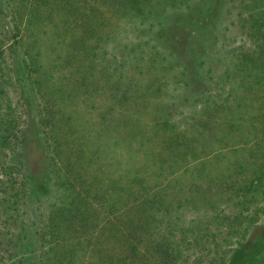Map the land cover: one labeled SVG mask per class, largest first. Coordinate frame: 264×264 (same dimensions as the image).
<instances>
[{"label": "trees", "instance_id": "16d2710c", "mask_svg": "<svg viewBox=\"0 0 264 264\" xmlns=\"http://www.w3.org/2000/svg\"><path fill=\"white\" fill-rule=\"evenodd\" d=\"M144 1L149 2L9 0L10 5L16 6L14 15L11 16L12 23L7 25L8 34L13 35L10 51L14 59L16 55H22L20 58L23 60L25 81L30 84L31 92L36 93L37 102L32 111L37 113L46 146L53 154L52 174L60 193L58 204L53 206L47 222H40L37 227L33 224L37 232L29 240L27 225L18 215L22 200L31 191L30 181L23 174L22 155L15 159L24 139L23 132H20V137L18 134L21 117L18 116L20 112L17 105L6 103L4 96L7 93L0 90V220L6 217L1 229L7 235L3 241L0 240V247L4 244L10 259H19L17 264H25L26 261H33L35 264H182L185 263L184 258L188 260L193 257L191 250L194 248L204 249L206 252L208 246H211L214 248L213 252L219 255L220 249L226 246L224 243H230L227 241L229 235H238L236 231L229 229L225 233L228 231L224 229L226 226L216 221L217 204L220 205L222 198L209 200L201 206L194 202L196 195L203 191L198 185L205 181L201 178L205 162H201L203 158L192 148L196 136L187 137L185 132L189 130L174 133L168 138L158 134L151 136V144L158 149L157 157H153L156 160L154 165L158 166L162 162L165 152L184 149L183 173L185 177L189 174L191 176L186 181L173 161L164 171L163 167L160 174L155 170H148L140 175L138 172L126 184L121 178H105L93 171V167H98L99 163L95 153L88 148V142L82 140L85 137L79 107L83 102H88L95 92H109L114 86L108 68L105 65L101 69L97 67L96 53L98 50L102 51L100 45L108 42L116 25L119 26L122 20L133 18L136 11H143ZM137 4L141 7L136 9ZM246 8L251 9L246 24L252 32L253 42L248 53L242 52L240 62L237 60L244 78L237 85L233 80L236 88L231 90V98L224 101L226 104L213 105L214 110L211 113L205 112V118L201 117L197 121L199 126L196 130H202L203 138L208 134L210 121L213 127L218 113L222 111L228 112L231 118L226 126L222 125L221 136L229 135L224 131L226 128H238L239 124H234L233 121H237V114L242 113L241 110L246 105L245 97L240 96L241 91L238 93L239 86L241 90L251 92L254 86L247 84L251 81V84L264 92V6L259 2L248 4ZM42 27L49 30L43 31V36L52 38L57 48L64 53L56 66L48 71L46 64L42 62L40 48L34 54L40 46L38 35L42 33ZM257 28L259 32L255 36ZM5 45L7 44L0 41V71L7 68L4 66L8 60ZM238 66L236 71L239 70ZM81 72L84 74L79 75ZM55 74L60 76L56 79ZM138 94H142L139 96L142 99L153 95L151 91L144 95L139 90ZM255 99L257 97L253 98ZM204 103L207 104L208 101ZM114 129L118 131L119 126ZM144 133L148 136L151 131ZM256 136L261 138L258 141L255 138L256 146L250 156L236 166V171H239L236 172V177L227 179L225 185L222 183L221 190L219 186H214L216 196L219 198L224 194L226 203L234 210L238 209L240 217L244 210L254 207L260 202L259 197L264 196V129ZM248 139L245 137V142ZM226 140L217 137L215 141L219 143L215 142L217 145L214 146L220 148ZM86 145L88 150L85 149ZM205 147L203 145L201 149L204 150ZM227 147L237 150L230 145ZM187 181L189 193L184 195ZM212 187L208 183L206 190L210 191ZM203 207L208 214L217 210L215 220L211 218L206 224L202 222L199 225L194 221L187 224L183 220V210L186 209V213L190 209ZM254 216L250 218V224H254ZM14 226L20 231L13 241L10 238ZM32 244H38L37 251L32 250ZM8 245L13 246L14 253L8 250ZM32 255H35L33 259L29 257ZM220 255L222 257V253ZM200 261L198 257L194 260L195 264ZM225 261L216 257L211 264H225Z\"/></svg>", "mask_w": 264, "mask_h": 264}, {"label": "rangeland", "instance_id": "374dc122", "mask_svg": "<svg viewBox=\"0 0 264 264\" xmlns=\"http://www.w3.org/2000/svg\"><path fill=\"white\" fill-rule=\"evenodd\" d=\"M259 2L264 6V0L144 1L143 11H136L130 20H122L119 26L113 28L114 32L108 42L100 45L102 51L97 48L95 63L100 69L102 65L108 68L114 86L109 92H95L88 102H83L79 107L80 123L85 137L82 140L88 142V148L95 153L99 163L98 167H93V171L101 174V177L121 178L125 184L138 172L140 175L145 171L155 170L160 174L172 161L179 169V174L183 173L184 149H171L162 157L164 164H153L156 161L153 157L155 155L156 158L158 152L151 144L153 134L168 138L174 133L189 130L185 132L187 137L196 136L192 148L203 158L201 162H205L204 173L201 174L205 181L198 185L203 191L196 195L194 202L201 206L213 199L222 198V201L220 205L217 204L218 212L215 210L209 214L205 207L190 209L186 213L185 209L182 211L183 220L187 224L193 221L197 225L202 222L206 224L211 218L215 220L217 212L216 221L225 225L224 229L234 230L238 235H229L227 241L230 243H224L226 246L220 249L222 257L219 252V255L213 252L214 248L211 246H208L206 252L204 249L194 248L191 250L193 257L188 260L184 258L185 263L182 264H195L196 257L201 260L198 264H211L216 257L225 259V264H264V196H260V202L244 210L243 216L240 217L239 210H234L226 203L224 194L218 198L214 191V186H219L221 190L222 183L225 185L227 179L236 177V172H239L236 171V166L250 156L256 141L261 138L256 135L264 129V92L251 84V81L247 82L249 86H254L251 92L241 90L239 86L238 93L241 91L240 96L245 97L246 105L241 106L242 113L237 114V121H233L234 124H239L238 128H223L229 133L228 137L221 136L222 125L226 126V122L231 118L226 111L219 112L215 122L214 117L213 127L210 121L208 134L204 138L202 130H196L199 126L197 121L205 118V112L211 113L214 110L213 105L226 104L224 101L231 98L233 80L235 79L237 85L244 78L237 60L240 62L241 53H248L253 42L252 32L246 24L251 9L246 8V5ZM9 3V0H1L0 3V41L7 44L5 56L8 59L4 65L8 69L0 71V90L3 89L7 93L4 96L6 103L17 105L16 108L18 107L20 112L18 134L20 137V132H23L24 139L15 159L22 155L23 174L30 181L31 191L26 199L22 200L18 215L27 225V235L31 240L32 235L37 232L33 224L37 227L40 222H47L53 212V206L58 204L60 193L52 174L53 154L46 146L37 113L32 111L37 102L36 93L31 92L30 84L25 81L22 55L21 58L16 55L14 59L10 51L13 35L8 34L7 25L12 23L11 16L14 15L16 6ZM139 6L141 7L139 4L135 5L136 9ZM45 30L46 28L42 27V33L38 35L40 46L34 54L40 48L42 62L46 64L48 71L56 66L64 53L57 48L52 38L43 36ZM258 32L257 28L255 36ZM83 72L79 75L84 74ZM55 75L56 79L60 76ZM148 88L151 90L148 91ZM138 90L144 92V95L151 91L153 95L144 96L142 99L139 98L142 94H138ZM220 95L222 97H219ZM256 97L257 100H253ZM206 100L207 104L204 103ZM123 121L125 122L122 123ZM115 126H119L118 131L114 129ZM145 131L151 133L146 136ZM244 136L249 138L247 142ZM217 137L227 139L220 148L216 146L219 143L215 141ZM256 137L258 139L255 141ZM203 145H206L204 150L201 149ZM228 145L237 150L233 151ZM88 148L86 145L85 149ZM189 177L190 174L185 177L183 173L184 181ZM208 183L213 186L212 191L206 190ZM186 185L184 195L189 193V181ZM256 214L258 215L254 216ZM253 216L254 224H250L249 220ZM5 221L6 217L0 220L1 241L7 238L5 231L1 229ZM19 231L20 229L14 226L10 239L14 241ZM33 240L35 242L36 238ZM32 245V250L37 251L38 244ZM12 247L8 245V250L14 253ZM5 249L7 250V247L3 244L0 247V264H17L19 259H10ZM209 250H212V253H209ZM34 256L29 257L33 259ZM25 264L35 262L26 261Z\"/></svg>", "mask_w": 264, "mask_h": 264}]
</instances>
